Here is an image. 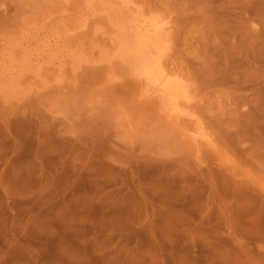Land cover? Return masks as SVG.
<instances>
[{"label":"rangeland","instance_id":"rangeland-1","mask_svg":"<svg viewBox=\"0 0 264 264\" xmlns=\"http://www.w3.org/2000/svg\"><path fill=\"white\" fill-rule=\"evenodd\" d=\"M69 1L0 0V78L36 72L0 81V264H264V0H141L178 110L89 41L38 58Z\"/></svg>","mask_w":264,"mask_h":264},{"label":"bare ground","instance_id":"bare-ground-1","mask_svg":"<svg viewBox=\"0 0 264 264\" xmlns=\"http://www.w3.org/2000/svg\"><path fill=\"white\" fill-rule=\"evenodd\" d=\"M71 1L72 0H70L69 2H71ZM74 1H76V0H74ZM79 1H82V0H79ZM83 1H84V3L82 2L83 3L82 5L77 4L79 6V7H77V9L75 7L76 6V3H75V6L73 5L74 8L72 7L75 11L71 10L72 12L70 11L71 8L70 9L68 7L65 8V5H64V10L65 9H68V10L64 11L61 7L62 14L59 11V13L61 14V15L59 14V17H58V15H57V17H53V14H55V13H51V12L47 11V13L52 14V16L49 15V17L47 18L45 16L47 14L43 13V15H44L43 17L47 18V19L42 18L43 20L46 19L45 20L46 23L44 25L45 28H49V27L52 28L53 27L56 30V35L53 39L49 38L48 40H46L43 49L41 51H39V53L36 56H38V58L42 57L46 51H50V49L52 50V47L59 49V51L64 50L63 52L62 51L58 52L59 54L53 56L54 59H51L52 62L50 60L51 63H49V66L51 67L50 64L55 63V61L65 60L64 62H67L66 59H68L69 57H71L72 55L75 54L74 50L68 49V46H69V48L74 47V45L77 44L78 42H81L82 46L83 45L87 46L86 41L87 42L89 41L91 46L89 44L88 47H84V48L90 47L89 48L90 50L87 51L88 54L90 51H92L91 55L90 54L89 55L90 56L93 55V58L97 54L95 57L96 59H97V57H99V55L101 56L100 57L101 60L98 58L99 60H97V62H94V63H99L102 66L104 65L105 69H112L116 65H121V64L126 69L127 68H133L135 65H138V67H140V72L138 74V78L140 79L139 81L142 84V86H144V88H145V84H147V86H149V87H151V85H153L154 87H151L150 90L152 91L154 88H156V92H159L158 95H160V96H166L167 94L170 93L169 96L172 97L171 98L172 102L174 103L175 107L178 110L180 105H182L181 100L183 98H186L183 95V94L186 95V92L183 93V91H185V88L183 86L182 81L179 80L178 78H172L171 75H169L168 72L166 73L165 69L163 68L164 63L162 64V60H163L162 59V50L164 51V49L166 48V47L164 48V46H166L165 41L167 42L166 38H167V34H168V28L165 27V24L159 20L154 19V18H151V17L148 18L147 13H149V12H147L145 9L143 10V9L137 8L138 4L142 5L140 3H143V1H141V0H140L141 2H138V0H137V3L135 0H131V1H129V0H83ZM62 3L64 4V2H61V4ZM72 3H70V4H72ZM61 4H60V6H61ZM99 4L101 6H103L104 8L103 7H102V9L98 8ZM143 5H144V7H146L145 2ZM110 6H112V7L114 6V11L117 12L116 15L117 14L120 15V17L123 14H128V13H133V12L136 13V17L132 21L130 20L127 25H125V24L122 25L121 22H116L113 20L112 12L109 9ZM59 7H57V8L59 9ZM142 8H143V6H142ZM146 9L149 11V9H151V8H149V9L146 8ZM57 10H56V13L58 12ZM152 11L150 10V12H152ZM52 12H54V11H52ZM145 12H147V13H145ZM154 12H156V11H154ZM153 14H155V13H153ZM149 16H150V14H149ZM38 18H35V19H38ZM42 19L39 18L38 22ZM163 19H164V17H163ZM41 22H43V21H41ZM30 24H33V22H31ZM34 24H36L38 26V23H34ZM39 24H40V22H39ZM28 25H29V23H28ZM26 27L27 26H25L24 29ZM95 27H100V28L96 29L95 33L91 36V34L93 33V29ZM102 28H104V30ZM26 29L28 30L29 28H26ZM19 32L21 33V30ZM17 33L15 35L20 34V33H18V34ZM53 33H54V31H53ZM9 34L11 35L10 32H9ZM98 34H101V37H100V35L98 36ZM36 37H37V35H36ZM43 40H41V42ZM20 44H22V42ZM169 44H168V46L170 47ZM71 45H73V46H71ZM0 47H1V45H0ZM19 47H21V45ZM61 47H62V49H60ZM63 47H64V49H63ZM35 49H37V48H35ZM65 49H67V51ZM70 49H72V48H70ZM95 49H97L98 52H96ZM85 50H84V52H85ZM93 50H95V52H93ZM17 52H18V49H17L16 53ZM31 52H33V51H31ZM85 54H86V52H85ZM78 55H79V53H77V56ZM10 56H12V55H10ZM74 56H72V57H74ZM18 62H19V59L12 58V62L10 63V66L5 65V67L7 66L10 69V71L7 69L10 72V77H9V79L4 77L2 79L3 81L0 78V81L6 84L4 86H7L10 88L11 86H14L13 85L14 83H16V82L18 83L19 80L23 79V81H24L27 78H28V80H29V78H31L32 80H35L34 76L36 75V72H35V75L32 76L33 73L31 71V66L23 67L22 73L18 72V70H19L18 66H17ZM89 62L91 63L90 60H89ZM165 62H166V60H165ZM34 64H36V63H34ZM64 65H66V63ZM67 65H68V62H67ZM69 65H70V60H69ZM98 66H100V65H98ZM81 67H84V65ZM95 67L96 66H94V68ZM51 68H50V72H51ZM87 68L89 69V67H87ZM44 69L47 70L46 68H44ZM71 69L74 71L77 70V68L75 66H72ZM90 69H91V65H90ZM7 70L5 69L6 72H7ZM42 70H43V68H42ZM45 72H43V73H45ZM48 72H49V70H48ZM4 73L5 72H3V74ZM18 73H21V74L18 75ZM27 74H28V76H26ZM48 74L46 73L45 75L47 76ZM40 76L41 75H39V78H40ZM43 77H45V76H43ZM37 78H38V76H37ZM4 79H6L5 82H4ZM25 82H26V80H25ZM25 82H24V84H25ZM35 83H37V81ZM24 84H21V85L23 86ZM111 84L112 83H110V85ZM18 86H20V85H18ZM39 86H41V88H44V87H42L43 85H41V84L38 85V88H39ZM16 87H17V84H16ZM53 87H56V85H53ZM0 88L3 89V87H0ZM19 88H21V87H19ZM60 88H62V87H60ZM5 89H7V88H4V90ZM14 89H15V87H14ZM4 90H1V92ZM7 90H10V89H7ZM34 91H35V88H34ZM44 93H46V91H44L43 94ZM39 95H41V92ZM160 96H158V97H160ZM19 97L22 98V94H20ZM23 98H25V100H26V97H23ZM15 99H16V97H15ZM13 101H15V100H13ZM6 102H8V101H6ZM8 104H10V102ZM6 105H7V103H6ZM184 105H186V104H184ZM178 115H180V113H178ZM171 116H173V115H171ZM178 117H180V116H178ZM183 117H184V115H183Z\"/></svg>","mask_w":264,"mask_h":264}]
</instances>
